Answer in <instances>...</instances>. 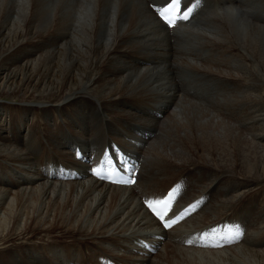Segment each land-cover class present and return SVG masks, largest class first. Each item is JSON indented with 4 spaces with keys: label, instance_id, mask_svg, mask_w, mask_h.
Masks as SVG:
<instances>
[{
    "label": "bare ground",
    "instance_id": "obj_1",
    "mask_svg": "<svg viewBox=\"0 0 264 264\" xmlns=\"http://www.w3.org/2000/svg\"><path fill=\"white\" fill-rule=\"evenodd\" d=\"M260 1L205 0L168 31L144 0H0V173L16 174L0 184V264H264ZM91 139L140 160L134 186L85 176L71 154L107 147ZM52 164L83 177L47 180ZM178 178L177 208L198 210L161 233L139 198ZM226 222L244 230L232 245L179 244Z\"/></svg>",
    "mask_w": 264,
    "mask_h": 264
},
{
    "label": "rangeland",
    "instance_id": "obj_2",
    "mask_svg": "<svg viewBox=\"0 0 264 264\" xmlns=\"http://www.w3.org/2000/svg\"><path fill=\"white\" fill-rule=\"evenodd\" d=\"M243 0H239V2H242ZM218 2H220V0H218ZM262 5H264V0L262 1H260L256 6V8H255V10H256V12H253L254 14H253V16H252V19L253 20H255V19H258L259 17H260V19H259V22L261 21V20H263L264 19V10L263 11H261V10H259V8H260V6H262ZM260 11V12H259ZM262 12H263V15H260V14H262ZM260 13V14H259ZM263 17V18H262ZM262 18V19H261ZM259 22H257V24L259 23ZM160 60H162L161 58H160ZM163 61V60H162ZM158 64V62H155L154 61V66L155 65H157ZM190 83L192 84V86H193V88H194V92H195V96L196 97H198V98H201L202 97V89L199 87V85L198 84H195V83H192L191 81H190ZM207 88H208V91H211V92H209L210 93V95H209V97L211 96V94L213 93V91H212V87L211 86H207ZM211 88V89H210ZM156 135H157V133H156ZM92 140V143H91V147H98V146H107V144H104L102 141H96V140H94V139H91ZM7 169H9V176H7L6 174H4V173H0V181H5V182H3V183H0V184H4V185H7L5 188H7V189H9L10 188V186H11V183L13 182V180L14 179H16V174H15V171H14V167L11 169V168H9V167H7ZM210 195V196H209ZM207 196H208V198H209V201L211 200V193H208L207 194ZM244 210H241L240 211V213L239 214H241L242 212H243ZM242 233V234H241ZM240 233V235H244V230L242 231ZM161 245V244H160ZM153 255H155L156 254V252H154V253H152Z\"/></svg>",
    "mask_w": 264,
    "mask_h": 264
},
{
    "label": "snow or ice",
    "instance_id": "obj_3",
    "mask_svg": "<svg viewBox=\"0 0 264 264\" xmlns=\"http://www.w3.org/2000/svg\"><path fill=\"white\" fill-rule=\"evenodd\" d=\"M178 3H179V0H170V4H171V6H175V5H177ZM191 11H192V9H191V7H189L188 9L184 10L183 12H178V13H177V16H178L179 19L187 20L188 17H189V14L191 13ZM166 12H168V8L163 9V10L160 12V15H161L162 17H164ZM166 19H167V18H166ZM167 23H168L170 26H172V25L174 24V21L171 20V19H167ZM149 207H151V205H149ZM192 207H195V205H193ZM161 219H163V217H161ZM172 223H175V220H173ZM164 226H165V228H168V227L170 226V224L165 223ZM241 234H242V233H241ZM234 242H235V241H234ZM189 243H191V241H190Z\"/></svg>",
    "mask_w": 264,
    "mask_h": 264
}]
</instances>
